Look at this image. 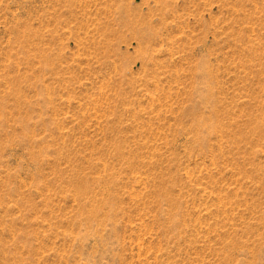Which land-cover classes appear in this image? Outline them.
Returning a JSON list of instances; mask_svg holds the SVG:
<instances>
[{
	"label": "rangeland",
	"instance_id": "obj_1",
	"mask_svg": "<svg viewBox=\"0 0 264 264\" xmlns=\"http://www.w3.org/2000/svg\"><path fill=\"white\" fill-rule=\"evenodd\" d=\"M0 264H264V0H0Z\"/></svg>",
	"mask_w": 264,
	"mask_h": 264
}]
</instances>
